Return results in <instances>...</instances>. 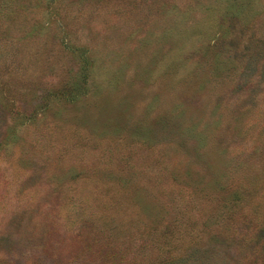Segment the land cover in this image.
Wrapping results in <instances>:
<instances>
[{"label":"rangeland","instance_id":"374dc122","mask_svg":"<svg viewBox=\"0 0 264 264\" xmlns=\"http://www.w3.org/2000/svg\"><path fill=\"white\" fill-rule=\"evenodd\" d=\"M0 264H264V0H0Z\"/></svg>","mask_w":264,"mask_h":264},{"label":"trees","instance_id":"16d2710c","mask_svg":"<svg viewBox=\"0 0 264 264\" xmlns=\"http://www.w3.org/2000/svg\"><path fill=\"white\" fill-rule=\"evenodd\" d=\"M217 11H219V8L217 9ZM213 13L215 14V13H216V11H213ZM218 18L220 19V17H218ZM219 19H218V21H220ZM89 249H91V250H92V247L90 246V247H89Z\"/></svg>","mask_w":264,"mask_h":264}]
</instances>
